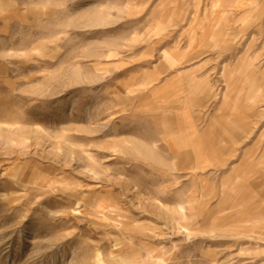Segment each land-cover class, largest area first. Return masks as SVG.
I'll list each match as a JSON object with an SVG mask.
<instances>
[{"label":"rangeland","instance_id":"1","mask_svg":"<svg viewBox=\"0 0 264 264\" xmlns=\"http://www.w3.org/2000/svg\"><path fill=\"white\" fill-rule=\"evenodd\" d=\"M0 264H264V0H0Z\"/></svg>","mask_w":264,"mask_h":264},{"label":"crops","instance_id":"2","mask_svg":"<svg viewBox=\"0 0 264 264\" xmlns=\"http://www.w3.org/2000/svg\"><path fill=\"white\" fill-rule=\"evenodd\" d=\"M197 93L199 94V96H202V98L207 95L208 93V88L205 86H201L197 88ZM171 144V143H170ZM172 145V144H171ZM197 158L199 159V162L205 161V158H203V155L201 152H199V150L197 151Z\"/></svg>","mask_w":264,"mask_h":264}]
</instances>
